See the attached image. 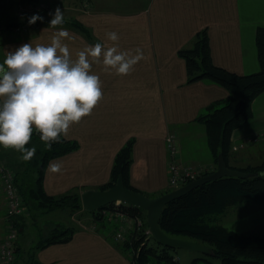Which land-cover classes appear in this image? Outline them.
<instances>
[{"label":"crops","instance_id":"crops-1","mask_svg":"<svg viewBox=\"0 0 264 264\" xmlns=\"http://www.w3.org/2000/svg\"><path fill=\"white\" fill-rule=\"evenodd\" d=\"M46 1L48 18L42 21L37 34L0 36V63L6 52L14 50L15 45L20 46L19 43L49 44L60 28L70 34L71 38L64 43L73 57L77 51L95 43L110 46L112 42L107 40L106 33L115 31L120 37L121 51L139 47L145 58L127 76L105 72L102 64L93 63L92 71L102 81L104 98L90 116L70 129L72 132L66 139L77 141L78 148L48 160L42 180L44 192L52 196L81 194L107 183L114 156L129 139L134 142L128 184L148 196L160 195L169 187L165 148V138L169 135L176 138L181 164L213 170L215 163L206 129L197 118L206 114L210 105L217 107L224 103L227 91L209 79L188 82L185 60L178 51L192 47L197 34L204 32L215 66L236 74L258 71L255 32L257 26L264 25V0ZM57 7L63 12L65 22L52 28L50 13L54 14ZM73 21H78L86 33L74 27ZM251 109L252 117L230 135L228 163L235 167L254 165V161L264 156V152L260 158L254 155L256 144L234 149L246 136L264 130V91L252 100ZM78 130L92 132L94 136L85 138L73 133ZM6 154L18 160L19 166L24 162L20 153H9V149H1V162L6 161ZM50 162L62 163V171L49 172ZM243 207L239 205L237 209ZM254 207L259 208L223 221L224 226L236 232L264 231V205L251 206ZM1 210L0 240L3 236ZM36 212L29 208L27 215L16 218L23 232L35 226ZM56 219L57 214L52 223ZM30 233L25 232L26 243L36 244L40 238ZM17 240L18 237L14 264H25L29 253H21V239ZM36 251L35 258L41 264H133L112 238L89 227L75 228L68 240Z\"/></svg>","mask_w":264,"mask_h":264},{"label":"trees","instance_id":"trees-1","mask_svg":"<svg viewBox=\"0 0 264 264\" xmlns=\"http://www.w3.org/2000/svg\"><path fill=\"white\" fill-rule=\"evenodd\" d=\"M10 2L11 0H0V25H11L16 21L15 16H10L7 13ZM73 26L86 33L80 23L73 22ZM255 46L259 70L249 74H236L225 68L215 66L210 59L208 39L204 32L197 34L192 47L178 51V55L185 60L188 82L209 79L227 91L224 103L217 107L214 104L210 105L209 111L197 118L205 126L207 142L215 163L214 169L217 167V156L222 153L229 168L252 173L251 176L244 178L223 176L205 182L165 204L159 219V226L166 234L197 241L213 251L211 255L202 254L204 256L192 257L190 264H200L198 263L199 260H203V264H264V234L236 232L224 226L222 220L228 209L233 206L264 204V157L259 164L245 167H235L228 163L231 132L252 117V100L264 91V25H259L256 28ZM61 140L60 143H53L49 151L40 141L39 134L34 132L31 142L26 145L29 148H36L34 157L29 161H24L26 173L33 175L34 178L31 186L25 192L21 191V184L19 185L17 181L16 184L22 192L21 194L24 195L26 203L33 201V207L54 209L59 205L57 199L63 201L69 196L64 194L56 198V196L47 195L42 186L43 174L48 160L78 148V143L75 140L65 137H61ZM133 142V139L127 140L118 150L113 159L109 181L97 187L98 189L110 187L121 174L124 185L137 191L128 184ZM31 169L33 173L30 172ZM206 173L203 172L199 176ZM171 189L173 188L170 187L165 192ZM78 199L74 197L72 206H80V203L76 202ZM112 204L114 202L102 208H107ZM120 206L126 207L124 211L128 215L138 217V214H142L141 217L144 219V225L140 228L141 231H134L133 236L122 243L121 247H118L130 261L133 264H178V259L172 253L176 249L163 246L155 242L150 234L145 236L143 233L147 228L145 210L123 202H120ZM15 225L18 229L21 223L15 220ZM74 231L75 228L73 227L51 228L35 244L34 252H30L31 254L28 255L29 258L25 264H41L35 258V251L51 243L68 240ZM130 249L137 251V253L132 254L131 252L130 256ZM15 255L17 256V253Z\"/></svg>","mask_w":264,"mask_h":264},{"label":"clouds","instance_id":"clouds-1","mask_svg":"<svg viewBox=\"0 0 264 264\" xmlns=\"http://www.w3.org/2000/svg\"><path fill=\"white\" fill-rule=\"evenodd\" d=\"M50 15V27L64 24L59 7ZM37 20L43 17L33 15L28 22ZM70 38L60 28L49 44L24 43L7 51L0 63V147L20 153L23 161L35 155V147H26L34 132L50 151L103 100L102 81L93 73V63L102 64L105 72L127 76L145 58L139 47L121 51L115 31L106 33L110 46L95 43L77 51L75 57L64 43ZM62 167L60 162H50L48 171L60 173Z\"/></svg>","mask_w":264,"mask_h":264},{"label":"rangeland","instance_id":"rangeland-1","mask_svg":"<svg viewBox=\"0 0 264 264\" xmlns=\"http://www.w3.org/2000/svg\"><path fill=\"white\" fill-rule=\"evenodd\" d=\"M26 1H29V0H16V1L11 0V2L7 8V13L10 14V16H15L16 19L15 18L14 19L16 21H15V23H13L11 25H5V24L0 25V28H2L0 31V36H2L4 32H7V30H11V28L13 26H15L19 22H21L20 20L28 21L33 15H39V16L43 17V20L48 18L47 17L48 3L46 0H36L38 3H41V5H43V7H42L43 10L41 8V10L39 9L38 11H36L37 13H31V11H30V12H24L21 14L20 6L22 4H24L23 2H26ZM42 21L41 20L36 21L37 26H40V28L38 30L33 29L34 32H32V33H29L28 30H23V34H29V35L37 34L40 31V29L42 28L41 27ZM75 22H78V21H75ZM14 35H20V34L15 33ZM24 40L25 39H23V41ZM16 43L18 44V42H16ZM22 44L23 43H19L20 46ZM20 46L15 45L14 50ZM73 133H77L79 135H82V137H85V138H89V137L94 136L92 134V132H88V131H84V130H78L77 132H73ZM256 146H257L256 147L257 149L255 150L254 155L258 156V158H260L261 157L260 154L262 152H264V140L257 142ZM1 149H4V148L0 147V151H1ZM11 151L15 152V150L9 149V153ZM4 159L6 161H4V162L0 161V163L5 167L7 172L9 174H11L12 179H13L15 185L17 186V188H18V185L16 184V181L19 183V185L21 184L20 185L21 191H23V192H25V190L27 191L28 188L31 186V182H32V179L34 178V176L29 174V173L28 174L26 173L25 163L22 162V165L19 166L20 164H18L19 163L18 160L14 159L12 156H10V154L9 155L6 154ZM262 159L260 161H254L253 164L254 165H256V163L259 164L262 161ZM21 161H23V160L21 159ZM18 166L20 167V169L18 168ZM30 172L33 173L32 169L30 170ZM204 172L208 173L207 170H205ZM169 188L170 187H168V189ZM20 189L18 188L19 194L22 196V201H23V204L25 205L24 207L26 209V211L24 212L23 215L28 214L29 208H34L37 211L35 213L36 216L33 215L34 220H35V222H34L35 226H33V225L29 226V228L27 230H24V232L22 231L21 226L18 227V229H17L18 230V234H17L18 240L17 241H19L21 239L20 251L23 255L25 252H29V254H31L30 252H32V251L34 252L33 247L35 246L34 243H32V244L26 243L27 234H25V232H31L30 234L36 233L34 236L36 237V239H39L41 237H44L45 234H47V232L53 227H62V229L63 228H69V227H71V228L72 227L73 228L89 227L92 229L102 231L105 235L112 238L114 243L118 247H121L122 243L128 241L129 238H131L133 236L134 231H136V232L141 231L140 228H142L144 225V219L141 217L142 214L141 215L138 214L137 220H135V219L128 220V219L120 218L118 216V213L120 211L126 212V211H124V209H126V207L123 208L122 206H120V203L112 204L107 208L98 209L94 212H89V211L85 210L82 206L81 194H78V193L76 194V193L71 192V193L67 194V195H69L68 198L64 199L63 201H60L59 199H57L59 201V203H58L59 205L56 206L54 209H50V208L47 209V208H43V207H39V206L33 207L32 206L33 201L26 203V201L24 200V195L21 194L22 192H20ZM95 189H98V188H95ZM73 196L79 198L78 200H76V202H79L80 206L79 205L76 207L72 206L74 203V197ZM57 197H61V196H56V198ZM263 205L264 204L258 205V206L261 207ZM236 206H233L232 208L228 209L226 214L223 216V219H222L223 221H226L227 219H230V218H232V217H234L240 213L241 214H250L253 210H256L257 208H259V207H254V209H252L251 206H256V205L248 204V205H244L245 207H243V209L241 210V209H237V207L239 205L237 207ZM0 207H1L0 209H2L1 211H2V215H3V221L2 222H3V234H4V232L6 230L7 221H4V215H5L6 207H5L4 197L2 194L1 187H0ZM33 212H34V210H33ZM55 214L58 215L59 220L56 219L52 223V221L55 217ZM145 220H146V214H145ZM30 224H32V223H30ZM142 231H143V229H142ZM261 231H262V229L250 230L248 232L249 233L250 232H258V233L264 234V231H262V232ZM143 233L145 234V236L149 235L147 233V228H146V230L143 231ZM240 233H245V232H240ZM28 245H30V246L27 248V251H26V247ZM16 251L17 250H15V254H16ZM35 252H37V251H35ZM131 252H132V254L137 253V251H133L132 249H130V254H129L130 256H131ZM172 253H173V256L176 259H178V264H190L192 257L204 256L198 252L189 253L185 249H176V250L172 251ZM28 255L26 257V260H28V258H29ZM16 257L17 256H15V259L13 260V262L11 264L15 263ZM209 258H211V257H209ZM198 263L203 264V260H201V261L199 260Z\"/></svg>","mask_w":264,"mask_h":264},{"label":"water","instance_id":"water-1","mask_svg":"<svg viewBox=\"0 0 264 264\" xmlns=\"http://www.w3.org/2000/svg\"><path fill=\"white\" fill-rule=\"evenodd\" d=\"M251 175L252 173L250 172L229 168L226 165L222 153H219L215 170L160 195L148 196L139 191L127 188L124 185L122 175L119 174L114 184L106 189H87L83 191L81 193V203L83 208L89 212H94L116 201L135 205L145 210L147 230L155 242L172 249H185L189 253L198 252L211 255L213 251L202 243L166 234L159 226V219L163 207L168 202L179 198L205 182L213 181L223 176H238L244 178Z\"/></svg>","mask_w":264,"mask_h":264},{"label":"built area","instance_id":"built-area-1","mask_svg":"<svg viewBox=\"0 0 264 264\" xmlns=\"http://www.w3.org/2000/svg\"><path fill=\"white\" fill-rule=\"evenodd\" d=\"M20 6L21 14L24 12L37 13L39 9L43 7L41 3L36 0H29L23 2ZM43 10V8H42ZM17 25L11 26V30H7L4 34H23V30H28L29 33L34 32L33 29H39L36 22L29 24L28 21L20 20ZM2 28H0L1 31ZM264 140V130H261L250 136H246L240 143L234 146V149L240 148L250 144H256L259 141ZM165 148L168 155L167 163V182L169 187L176 188L191 180L198 178V176L205 171L201 167L183 165L178 160L179 147L176 138L169 135L165 138ZM0 187L5 203V215L4 221H7L6 230L0 240V264H11L15 259L16 250V238L18 234L17 227L15 226V218L24 214L26 211L25 205L22 201V196L19 194V190L15 185L11 174L7 172L5 167L0 163ZM120 203L119 201L114 204ZM120 218L128 220H137V217H132L126 212H119ZM147 233L149 234L148 230Z\"/></svg>","mask_w":264,"mask_h":264}]
</instances>
